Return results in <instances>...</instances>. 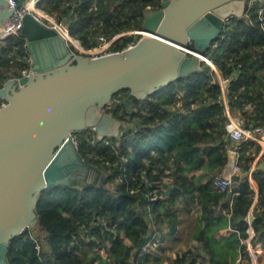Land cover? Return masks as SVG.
Listing matches in <instances>:
<instances>
[{"label":"trees","instance_id":"16d2710c","mask_svg":"<svg viewBox=\"0 0 264 264\" xmlns=\"http://www.w3.org/2000/svg\"><path fill=\"white\" fill-rule=\"evenodd\" d=\"M161 1L38 0L37 6L65 14L71 34L89 47L98 28L110 36L142 27L145 12L161 7ZM259 6L258 0L249 7L246 3L243 15L232 16L224 23L216 38L217 46L204 51L228 78L232 106L240 109L245 119L263 123L264 28ZM131 37L125 34L111 47L120 48ZM28 66L23 34L0 39V87L8 77L5 68L16 67L18 70L12 74L19 76ZM219 92L216 73L204 61L195 71L138 100L131 111L122 101L127 90L115 92L112 97H119L120 103L113 101L104 110L122 121L118 136L97 139L87 130L74 132L81 157L99 167L107 183L58 184L43 189L35 204L37 223L11 238L6 249L7 264H158L155 258L149 259L156 253L143 249L144 244L151 236L155 240L153 234L162 226L168 228L167 235H177L174 233L181 229L177 211L188 212L197 205L191 237L205 248L210 264H243L237 257L244 252L248 257V213L251 246L264 248V152L255 160L260 144L249 140L239 146V171L231 177V202L227 190L212 185L213 176L222 174L230 159L226 117L216 98ZM245 102L253 105L249 112L244 110ZM129 120L132 124L125 125ZM105 139L110 143L106 144ZM120 153L126 156L125 162L119 158ZM104 158L117 161L106 165L101 162ZM252 164L253 185L248 178ZM142 171L150 178L151 186L144 185ZM165 176L169 178L167 183H163ZM157 184L162 185L163 196L151 199ZM168 186L171 189L166 193ZM35 226L44 235L36 234ZM226 227L233 232L219 235V230ZM36 241L40 242L39 249ZM157 245L161 247L160 241ZM96 247L106 248L107 255L97 252ZM189 254V249L177 253L167 264H204L202 257L197 261L194 255L188 258Z\"/></svg>","mask_w":264,"mask_h":264},{"label":"water","instance_id":"95a60500","mask_svg":"<svg viewBox=\"0 0 264 264\" xmlns=\"http://www.w3.org/2000/svg\"><path fill=\"white\" fill-rule=\"evenodd\" d=\"M246 3L162 0L143 16L142 28L154 36L94 58L71 50L56 29L24 14L20 33L29 71L0 87L6 100L0 107V264H7L11 238L37 223L35 204L43 189L107 183L105 173L81 157L72 132L95 126L97 139L118 136L121 120L103 103L126 89L122 101L131 111L149 93L195 71L200 60L183 47L204 51L230 17L244 14ZM12 9L0 0V24Z\"/></svg>","mask_w":264,"mask_h":264},{"label":"built area","instance_id":"2783aa9c","mask_svg":"<svg viewBox=\"0 0 264 264\" xmlns=\"http://www.w3.org/2000/svg\"><path fill=\"white\" fill-rule=\"evenodd\" d=\"M5 1L7 4V7L9 9H12V8L13 9L9 17H7L6 20H4L0 24V39L8 35H15L18 32H20L22 20L26 12L32 13L35 16V18L39 22L43 23L44 25L56 29L58 33L64 38L67 46L71 50L78 52V53H82V54H86V53L92 54V56H90L91 58L123 51L135 45L140 38L150 37L148 36V34L154 35L153 33L143 29L142 27H139V28L129 29V30H126L120 33H114L113 35L107 36L103 30L98 28V32H96V34L93 37H91L93 44L89 47H84V45L81 44L80 39L71 34L69 27L65 21L66 19L65 14H60L57 11L48 12V11L42 10L41 8L37 6L38 0H24L21 5H17V0H5ZM253 1L254 0H247V6L249 7ZM262 4L263 5L260 6L258 9V14L262 20V27L264 28V1ZM125 34H130L133 37L127 40L126 43L122 47L116 48V49L112 48L111 47L112 43L120 39ZM216 46H217V42L215 39L210 43L208 47H210V49L213 50ZM183 50L190 54L191 53L196 54L200 62L204 61L207 64H209L215 71L219 84H220V92L217 94L216 98L223 106L224 114L226 117L224 128H225V136L230 142L229 148H228L230 159L227 163L228 165L226 166L225 172L222 174H215L213 176L212 185L218 190H227L228 193H230L229 198L231 202L233 194H234L231 192L232 190L231 177L233 174L239 171L238 148L242 144V142L252 140L260 144V149L256 157H259L260 155H262V153L264 152V122L257 123L255 121L245 119L239 112L237 113L233 112L231 96L229 95V91H228V85H229L228 78L222 76L218 67L212 62L210 56L205 51L197 52L191 45L183 47ZM14 70H18V69L16 67H10L9 69L11 73ZM28 71H29V66L28 68L21 69L20 75L25 74V73L27 74ZM15 77H18V76L8 75V79L15 78ZM115 97H112L109 103L105 105L107 108H110L112 106L113 101H115L118 104L120 103V98L119 97L115 98ZM5 103H6V100L0 96V107H2ZM135 107H136V103L134 105V108ZM127 124H132V121L129 120L125 122V125ZM125 125L123 126V128L125 127ZM121 129H122V121H121V126H120V133L122 132ZM83 130H87V132L95 134V126H91ZM72 135H73L74 141L77 144H79L78 139L75 137L73 132H72ZM105 143L109 144L110 141L108 139H105ZM112 147L114 148L115 153H118V150L116 149V145H112ZM119 158L121 159L122 162L126 161V156H124L122 153L119 154ZM116 161L117 160L111 161L110 159L104 158L102 159L101 162L102 164L105 163L106 165H111L113 163H116ZM252 168H253V164L248 169V178H249V181L253 185V180L250 176ZM141 179L144 182V185L151 186L150 178L147 176L145 171L141 172ZM168 181H169V178L167 176L163 177V183H167ZM162 189H163L162 185L157 184L156 187L151 192L152 194L151 199H155L156 197H162L163 193L162 191H160ZM246 219L249 225L248 226L249 236H248V239L246 240L247 241L246 245L248 247V250L253 256L252 264H258L257 257H255L254 250L252 249V246L250 243V237L252 236V227L250 224L251 216L249 213ZM153 235H154L155 240H152L153 237L151 236L149 240L144 244L143 249L151 250L152 249L151 245L152 244L156 245L158 243L159 241L158 236L156 234H153ZM35 246L37 249H39L40 242L36 241ZM95 249L97 252L103 255H107L106 248L96 247ZM240 255L237 257V261L241 258Z\"/></svg>","mask_w":264,"mask_h":264},{"label":"rangeland","instance_id":"374dc122","mask_svg":"<svg viewBox=\"0 0 264 264\" xmlns=\"http://www.w3.org/2000/svg\"><path fill=\"white\" fill-rule=\"evenodd\" d=\"M263 1L264 0H258V4L260 6H262ZM80 54H82V53H80ZM82 55H85L87 57L92 56V54H89V53L88 54L87 53L82 54ZM3 71L6 72L9 76L10 75L15 76L6 68ZM5 80H8V77ZM110 97H112V95ZM115 98H117V97H115ZM109 101H110V99L108 101L104 102L103 107L105 105H107L109 103ZM73 134L78 139V137L76 136V134L74 132H73ZM78 142H79V140H78ZM257 158L258 157H256L255 160H257ZM178 201L179 200L176 201V204H178ZM181 211H183V212H181ZM177 212L180 215L181 223H180L179 227L181 229H179L176 233H174L177 235H167V234H169V233H167L168 228L166 226H162L160 229L161 231L158 230L157 234H156L159 238V241L161 242V247L157 246L155 248V244L154 245L152 244L151 248H152V250L155 249L153 251L156 254L152 255V257L149 256V259L155 258V260H157L158 264H160L161 262H163L164 264H167L168 261L171 258H174L177 253H182V251H186L187 249H189V250H191L192 254H189L188 258H190L194 255V256H196L197 261H199L202 257L204 264H210L207 260V256H206L207 254H206L205 248L203 246H201V244L198 241H196L195 239H193L191 237L190 227H191V224H193V222H194L195 214L198 212L197 207L192 206L188 212L181 210V209H180V211L178 210ZM34 229H35L36 234L44 235V232L41 230V228L36 227ZM254 247H252L253 250L255 249ZM247 254H248L247 258L244 257L243 253L240 255V257L242 258V262H243V264H252L253 256L250 253V251L248 250V247H247ZM254 255H255V257H258L257 258L258 264H259V262H263L264 261V248H262L260 253L254 252Z\"/></svg>","mask_w":264,"mask_h":264},{"label":"crops","instance_id":"0c3cea01","mask_svg":"<svg viewBox=\"0 0 264 264\" xmlns=\"http://www.w3.org/2000/svg\"><path fill=\"white\" fill-rule=\"evenodd\" d=\"M6 81V80H5ZM179 92V91H178ZM180 93V92H179ZM244 110L245 111H247V112H249L251 109H252V107H253V105H252V103H250V102H245L244 103ZM233 107V112L234 113H237V112H239L240 113V109H237L236 107L234 108V106H232ZM228 163V162H227ZM228 164H226V166H227ZM226 166H225V168H224V170H223V173L225 172V169H226ZM197 172H199V171H196V173ZM195 207H197V209H198V211H199V205H197V206H195ZM224 213H226L227 214V210L226 209H223L222 210ZM218 212H221V210L220 211H218ZM217 212V213H218ZM192 225V224H191ZM233 230L234 229H232V228H228V227H226V228H223V229H220L219 230V235H223V234H228V233H230V232H233ZM158 243H159V241H158ZM160 244H161V242H160ZM158 245L156 244L155 245V248L157 247ZM257 246H259V248L257 247ZM255 249H254V252H256V253H260L261 252V250H262V247L259 245V244H257L255 247H254ZM152 250V249H151ZM153 250H155V249H153ZM152 250V251H153ZM154 252V251H153ZM246 252H244V254H245ZM259 255V254H258Z\"/></svg>","mask_w":264,"mask_h":264},{"label":"bare ground","instance_id":"6f19581e","mask_svg":"<svg viewBox=\"0 0 264 264\" xmlns=\"http://www.w3.org/2000/svg\"><path fill=\"white\" fill-rule=\"evenodd\" d=\"M148 36H154V35H149V34H148Z\"/></svg>","mask_w":264,"mask_h":264}]
</instances>
